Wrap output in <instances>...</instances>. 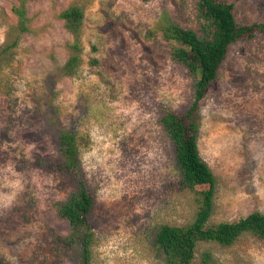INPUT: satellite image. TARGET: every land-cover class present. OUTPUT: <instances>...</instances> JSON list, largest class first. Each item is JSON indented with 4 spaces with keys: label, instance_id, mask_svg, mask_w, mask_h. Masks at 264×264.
<instances>
[{
    "label": "rangeland",
    "instance_id": "rangeland-1",
    "mask_svg": "<svg viewBox=\"0 0 264 264\" xmlns=\"http://www.w3.org/2000/svg\"><path fill=\"white\" fill-rule=\"evenodd\" d=\"M232 1L238 20L264 21V0ZM16 2L0 0V48ZM75 2L85 8L82 62L60 76L74 37L57 13ZM196 8L197 0H28L32 28L0 66V264H81L56 207L71 188L34 165L60 158L52 116L82 142L95 201L91 264H169L160 226L192 221L198 204L160 118L190 105L195 78L172 58L162 26L196 28ZM200 106V152L216 180L212 220L264 212V34L232 46ZM207 249L216 264H264V241L252 234L230 247L200 242L197 256Z\"/></svg>",
    "mask_w": 264,
    "mask_h": 264
},
{
    "label": "trees",
    "instance_id": "trees-1",
    "mask_svg": "<svg viewBox=\"0 0 264 264\" xmlns=\"http://www.w3.org/2000/svg\"><path fill=\"white\" fill-rule=\"evenodd\" d=\"M16 1L11 11L16 15L17 22L10 27L8 42L0 48V66L8 53L19 44L22 35L32 28L28 0ZM196 9V28L175 20L162 26L163 37L175 42L171 49L172 58L195 78V94L190 105L181 110L166 109L160 118L174 147L181 185L195 195L198 204L192 221L160 226L156 244L169 264H216L212 251L208 249L197 256L200 242L230 247L244 234H252L264 241V212L254 210L232 221L212 220L216 180L212 169L201 156L199 145L202 121L200 102L217 80L232 46L264 34V21L238 20L236 5L232 0H197ZM57 17L74 37L67 44L69 55L65 63L58 67V73L60 76H72L82 62L80 35L84 27L85 8L79 3H71L60 10ZM59 125L58 117L52 116L49 128L58 142L60 158L37 157L34 165L60 174L70 186L68 196L56 202L59 215L68 220L71 227L70 234L63 240L68 246L76 248L81 264H91L95 237L91 217L95 201L81 159L82 142L78 133Z\"/></svg>",
    "mask_w": 264,
    "mask_h": 264
}]
</instances>
